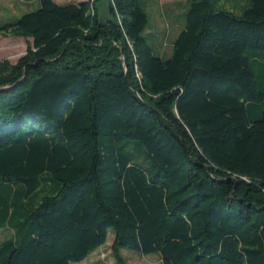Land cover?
I'll list each match as a JSON object with an SVG mask.
<instances>
[{
    "label": "trees",
    "instance_id": "16d2710c",
    "mask_svg": "<svg viewBox=\"0 0 264 264\" xmlns=\"http://www.w3.org/2000/svg\"><path fill=\"white\" fill-rule=\"evenodd\" d=\"M142 1L0 24V264H264V0H188L166 58Z\"/></svg>",
    "mask_w": 264,
    "mask_h": 264
},
{
    "label": "rangeland",
    "instance_id": "374dc122",
    "mask_svg": "<svg viewBox=\"0 0 264 264\" xmlns=\"http://www.w3.org/2000/svg\"><path fill=\"white\" fill-rule=\"evenodd\" d=\"M58 5L67 3H78L87 0H53ZM143 7L148 15L146 30L142 33L148 46L160 57L166 58L170 55L172 44L179 31L183 28L184 16L188 8V0H143ZM232 0H221L217 7L231 9ZM243 6L242 2H238ZM39 7L38 0H0V24L6 20L12 21V17H20L24 13L35 11ZM99 10L101 15H107L106 0H100ZM238 7L234 11L240 15ZM31 40L0 36V62L6 60L15 64L27 50ZM11 237V231L0 230V243ZM112 231L108 232L107 241L104 246L90 254L84 261L75 264H116L113 255ZM120 256L125 264H161L157 255L141 256L128 249H121Z\"/></svg>",
    "mask_w": 264,
    "mask_h": 264
},
{
    "label": "crops",
    "instance_id": "0c3cea01",
    "mask_svg": "<svg viewBox=\"0 0 264 264\" xmlns=\"http://www.w3.org/2000/svg\"><path fill=\"white\" fill-rule=\"evenodd\" d=\"M14 19H17L16 17H12V20H14ZM6 22H9L8 20H6L4 23H6Z\"/></svg>",
    "mask_w": 264,
    "mask_h": 264
},
{
    "label": "water",
    "instance_id": "95a60500",
    "mask_svg": "<svg viewBox=\"0 0 264 264\" xmlns=\"http://www.w3.org/2000/svg\"><path fill=\"white\" fill-rule=\"evenodd\" d=\"M1 91V90H0Z\"/></svg>",
    "mask_w": 264,
    "mask_h": 264
}]
</instances>
